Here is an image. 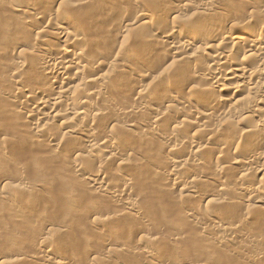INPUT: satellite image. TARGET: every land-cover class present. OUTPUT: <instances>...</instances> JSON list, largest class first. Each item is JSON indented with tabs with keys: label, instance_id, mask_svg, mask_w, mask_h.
<instances>
[{
	"label": "bare ground",
	"instance_id": "1",
	"mask_svg": "<svg viewBox=\"0 0 264 264\" xmlns=\"http://www.w3.org/2000/svg\"><path fill=\"white\" fill-rule=\"evenodd\" d=\"M0 6L7 13L3 15L26 16L11 25L0 15V45L8 46L10 36L26 34L35 41L21 57L5 61L7 76L0 73V123L8 118L11 127L4 123L7 140L1 138L0 147L14 136L52 155L71 156L69 180L82 188L84 202L98 196L100 203L102 197L112 206L108 204L109 212L115 210L113 216L102 214L96 211L101 207L96 200L87 201L96 203H87V208L75 191L63 193L65 206L78 205L79 200L85 205L78 218L76 213L68 219L72 224L77 220L79 226L84 217L97 232L113 220L137 219L141 212L132 197L135 181L146 190L156 185L144 182L140 173L152 167L160 148L167 155L186 149L183 159L159 168L169 187L182 194L173 203L183 211L186 224L199 230L210 246L227 249L235 260L261 262L263 254L255 246L263 239L244 232L243 226L264 215V0H0ZM190 11L194 13L187 16ZM101 67L102 74H92ZM144 81L148 84L142 85ZM20 119L24 124L18 125ZM54 123L70 126L60 134ZM229 171L235 172L231 180ZM257 171L262 176L253 182L251 175ZM23 179L0 177V195L11 198L14 192L32 194L42 187ZM232 186L234 195H228ZM186 197L199 200L207 211L221 208L217 211L222 213L233 207L229 213L238 204L247 211L252 204L257 211L242 215L238 207L239 219L236 210L229 214L236 215L234 223L229 215L224 217L227 211L218 216L228 222L209 221V211L204 216L197 202H181ZM30 201L21 209H15L17 202L7 214L15 219L28 216ZM106 204H101L104 211ZM145 216L131 221L150 229L153 225ZM49 226L45 224L39 240L27 241L35 253L15 248L12 255L0 254V264H166L153 261L151 247L156 242L146 235L138 248H130L131 238L120 241L100 232L95 243L89 233L81 232L80 242L70 240L73 254L67 256L53 244L59 232ZM60 234H70L69 227ZM236 240L244 242V248H229ZM104 245L112 247L101 252ZM124 256L133 261L126 262Z\"/></svg>",
	"mask_w": 264,
	"mask_h": 264
},
{
	"label": "rangeland",
	"instance_id": "2",
	"mask_svg": "<svg viewBox=\"0 0 264 264\" xmlns=\"http://www.w3.org/2000/svg\"><path fill=\"white\" fill-rule=\"evenodd\" d=\"M2 9L3 8H1V6H0V15H3L4 13H6V11L4 12V9L3 10ZM191 12L192 11L188 12L187 16H191L194 13V12L193 13H191ZM3 16H5L3 18L7 19V20L4 21L2 16H0V18L2 19V20L0 19L1 20L0 26L2 25L1 24L2 21H4L5 23L8 21L9 24L14 25L19 20H21V18L26 17L25 15H19L18 17H13L9 14L3 15ZM0 41H1V39H0ZM8 41H10L8 46L4 47L3 44L0 45V54L2 55L0 58V73L1 74L4 73V76H5V74L7 76L6 71L8 70L5 66V64H6L5 61L7 60L6 62H8L10 59H15V58L21 57L24 52H26L30 49V45H32L35 42L34 39L28 34L23 35L20 38H17L15 36H10L8 38ZM102 68H104V67H101L97 72L95 70V72L92 74H97V75L102 74L105 71V69H102ZM7 72H9V70ZM24 78H26V77H24ZM7 84H9V83H7ZM144 84H148V81H146V82L144 81V83H142V85H144ZM8 86H10V84ZM243 93L244 92L241 93L242 97L245 96L244 95L245 93L244 94ZM0 117H1V113H0ZM188 118L192 119L193 117L191 115H189ZM2 120H4V119L2 118ZM7 121L9 122L8 118H7L6 122L1 121V123H0V131H1L0 140H1V138L2 139L6 138V136H4L5 134H3L4 132L2 130L5 127V125L7 126V123H8ZM4 123H5V125H4ZM1 124H3L2 127H1ZM22 124H24L23 120L20 119V122L18 123V125H22ZM56 124L57 123H54L53 125H56ZM13 126H15V125H13ZM69 126H70V124L66 125V126L56 125V131L59 132L60 134L63 132L65 133V132H67V130H68L67 128ZM7 127H9V125ZM9 128H11V127H9ZM7 130H8V128H7ZM1 134H2V136H1ZM5 140H7V139H5ZM73 143L75 145H79L78 142H76V141H73ZM203 143H204L203 140H198L199 145H202ZM80 148H83V147H80ZM185 150L186 149H184V151L180 150L178 152L171 153V154L167 155V154H164L163 150L160 148L158 155L156 156L155 163L153 162L154 164H152V167H151V165H150V167H148L149 170L145 169V170H147V172L149 171V174L146 175L147 172L145 173L144 170H143L144 173H143V171H142V173H140V176L142 179H144L143 180L144 182L147 181L149 183H155L156 184L155 188L157 185L159 187L162 186V188H160V189L156 188V189H159V194L156 193L157 191H155L156 189L153 187L154 184L152 185V188H154L155 190L154 189L152 190L151 188H150V190L149 189L146 190V188L143 187L140 182L138 183L139 184V186H138L137 181H135L136 185L134 184L135 186H134L133 190L131 189L132 192L134 191L132 193L133 199L136 197V199L139 201L138 207H140L139 212H141L140 214L139 213L136 214V217H138L140 219L141 217H144L147 214L148 218H146L147 216H145V219L150 220L151 224L153 225L152 228L147 229V230L145 228L143 229L142 227H140L139 223H137L138 224L137 225L136 221H133V220L131 221V218L134 220H137V221L139 219L138 218L136 219L134 216H133L134 218L132 216H130L131 218L128 217V219L123 218V220H122V218H121L122 221L119 219L120 223H118V221H117L118 219H117V220H113L112 222L110 221V223L108 222V225L111 224L110 226L106 225L107 223L105 225L99 226L100 230L99 231L97 230V232L94 230L95 231V233H94V231L90 229L91 224H93V223L89 224V222L87 220H84V217H81L82 218L81 220L79 219L80 220V221H78V223L80 224L79 226H77L78 224H76L77 220H75L73 222L74 224H72V222H70L68 219L70 217L72 218V216L75 215L76 213L77 214L75 215V217L77 215L78 216L81 215V213L85 210L83 208L85 206L84 204H86V207L88 208L89 205H87V203H90L91 205H95L96 203H98L101 207H99L96 211H98L102 214L104 212V214L109 215L108 213H110L109 212V205L110 204L108 201L106 202V200L102 197H101L102 201L100 200V203H99L97 201L100 199V197L94 195V196H96V198H98V200H96V198L94 199V197L92 199L91 197H89L90 195L87 193L86 194L88 195L89 200H87L88 198L86 200L87 201H90V200L95 201L96 200L95 201L96 203L94 202L92 204V201L91 202L85 201L86 203L84 202V199L86 198V196L82 195V194H84V193H82V191L80 192V190L82 188L80 187V189H79L77 183L73 182V180H69L70 176H71L70 167H69V164H71V160L69 158H71V156L69 158H67L64 156H58L59 154L58 155H52L51 152L43 150L42 147H39L36 144H29V142L26 143V141L24 142V141H22V139H18L17 137L13 136L12 138L9 139V142L7 141V145L5 147L4 146L0 147V159L3 158L2 163H0V177L3 176V178H9V179H12L13 181H15V180H17V177L19 178L21 175V178L22 177L24 178L23 182H25L26 184H28V185H29V183L30 184H38L42 187L37 189L39 191H35L36 193L33 192L32 194L19 192L18 190H17L18 192H14L15 190L13 191V187H11L12 191L14 192V194H12L13 192L10 193V194H12V196L10 195L11 198H8V197L6 198L3 195H0V210L3 209L0 211V254L2 253V255L3 254H6V255L9 254L10 255V253H11V255H12V253H14V251L17 252V251H19V249L25 250L26 252L28 251L29 253H35L36 250H33L30 247L29 243H30V241H33V240L34 241L39 240L41 238V236L46 231V229L44 227L45 224L49 223L50 228L57 229V231L59 232L58 233L59 236H61V235L63 236V237L62 236L57 237L58 234L56 233V235H57V236H55L56 241L53 243L56 245V247L57 246L59 247L58 249L60 250V252L62 254H65V253L73 254L72 250L69 247H71L73 241L74 242L77 241L76 238L83 235L84 233H85L84 235H86V233H89L88 236L90 237V235H91V237H90L91 239L94 237L95 239H93V240L96 241L95 243H97L96 239L98 238V235H100L101 233L106 234V236L107 235H111L113 237L115 236L120 241L126 240L127 238H131L128 240V244H127L130 246V248H135V247L138 248L141 245L138 243H140L141 239H143L140 237H142V235H143V237L146 235L148 238H150V237H151V239L153 238L152 239L153 242H156L151 247L152 248V256L151 257H153L152 258L153 261H155V260L159 261L157 263H160V261H161V262H165L166 264H192V263H195V264H243V263H241V261H237V259L235 260L234 258H232V256L229 254L227 249H224L225 250L224 251L223 249H218L217 247L215 248L213 245L210 246L211 244H209V243L207 244L206 240H204V237L201 236L202 234L200 233L199 230H197V229L194 230V227H192V226H191L192 228H189V226L187 225L188 224L187 220L185 219V215L182 214L183 211L180 212L181 208L177 207L178 206L177 203H173L175 200H177L176 198L179 197L180 193L178 190H175L174 187H169L171 185L169 184V181L165 180V173L163 175V173H161V170L159 168H166L169 165L171 167L170 162H172L173 160L183 159L185 156ZM108 164L110 167L113 166L110 163H108ZM143 167H146V164L142 165V168ZM114 169H115V167H114ZM157 169H159V170H157ZM262 169H263V167L260 170H262ZM158 171H160V172H158ZM203 171L207 172L208 168H205ZM259 171H257L256 173L251 175V180H253V182H255L258 177L261 178L262 175L259 174ZM143 174H145L146 176L145 175L143 176ZM227 174H228L229 179L231 180L232 176L235 175V172L229 171ZM71 179H72V177H71ZM71 181L73 183H71ZM143 181H141V182H143ZM159 183L161 184V186ZM203 185L204 184H199V187H202ZM228 186H230V185H228ZM0 188H2V187L0 186ZM163 188H164L165 193H169L171 190V192H170L171 194L167 195V196H169V198L167 196L165 198L164 194H163L164 196H162V193L164 191L162 190L163 192L161 193V189H163ZM167 188H169V190ZM228 188L229 187H227V190H228ZM232 188H233V186L230 187V189H229L230 191L229 190L227 191L228 195H229V193H230V195L233 194ZM9 189L10 188H8L7 191ZM231 189H232V191H231ZM151 190H152V192H149ZM10 191L11 190H9V192ZM72 191L76 192L75 193L76 198H77V196L78 197L80 196V198H77V199L83 200L81 202L82 203L84 202V204H81L80 200L77 201V199H74V200H75V202L76 201L78 202V203L76 202L78 205L74 206L72 203L73 207L71 205L67 206V205H69L67 203H66V206L63 204L64 200L61 199V196L62 195L66 196V195H68L67 193H71ZM63 193L64 194L66 193V195H64ZM160 193H161V195H160ZM137 194H140L141 197ZM134 195H135V197H134ZM63 196H62V198L64 199ZM180 196H182V194ZM139 197L141 199H139ZM182 199H183V201H181V202H183V203L185 202L186 205H190V203H193L191 205H194L197 202L195 205H198V206L200 205V207L201 206L204 207V205H202L200 203V201L195 199V198L186 197V198H182ZM26 201H30V203L32 202L31 208L28 209V210H30L29 214L27 213L28 216L24 215L20 219H17V218L15 219V218H11L9 216V214H7L9 212H6V211L9 208L14 209L17 206V202H18V206L15 209H21V207L24 205V203ZM102 202H104V203H102ZM80 204L82 205V207ZM101 204H106L105 208L108 206V208H107L108 212H106L107 209L104 211V205L102 206ZM20 205H21V207L18 208ZM32 205H34V206H32ZM180 205H182V203H180L179 206ZM174 206H176L177 208H175ZM249 206L250 207L248 208V211H247L246 207L243 206V208H244V210H243L242 205L239 206V204H238V207H239L242 215L246 212L251 214V212L254 213L255 211H257V207L255 208L254 205L251 204ZM69 207H71V208H69ZM75 207H76V209H75ZM238 207L237 208L234 207V209L236 210V215L238 216L237 218L239 219V217L241 216L240 215L241 213L237 211ZM206 208L208 209V207H206ZM206 208L205 207L203 208V210L205 211V212L203 211L204 216L206 215L205 214L207 211ZM210 208H211V210H208L209 214L207 213V216H206V218L209 221H212L214 219L221 220L222 218H220V217L223 216L224 213L228 209L227 207H225L226 208L225 212L221 213V211H217V210H220L221 208L217 209V210L214 209L215 211L212 210L213 209L212 207H210ZM31 209H32V211H31ZM111 209H112V206H111ZM229 209H233V207H231ZM229 209H228V211H229ZM235 210L234 211L230 210L231 214L234 213ZM74 211H75V213H74ZM114 211L115 210L113 208L112 213H110V216L114 215ZM210 211L211 212L214 211L213 212L214 214H212ZM216 211L220 212V214H218ZM222 211H224V208H222ZM228 211L224 217H227L230 214V212L228 213ZM32 213H33V215H32ZM215 213H216V215H215ZM142 214H144V215L142 216ZM38 215L39 216L41 215L42 217L40 216L41 218H38ZM218 215H220V217ZM236 215L233 214V216H235V217H236ZM260 215L261 216H258L256 219L255 218H254V220L252 219V221L254 223L256 222L255 224H253V222L250 221L248 224L244 225L243 227L245 228V226H246V229L244 232H246V233L250 232L249 234L250 235L252 234V236L253 235H256V236L260 235L258 237L261 239V241L263 239L262 243L260 242L262 245H260V243L257 244L258 246L257 245H256L257 247L255 246V250L259 253H262L263 257H264V243H263L264 242V221H263L264 215L263 214H260ZM43 216L45 219L43 218ZM233 216L229 215V217H227L228 220H231L229 222H232L235 219V217L232 218ZM71 218H70V220H71ZM76 218H78V217H76ZM86 218L87 217H85V219ZM227 218H223L222 220L226 219L225 221H227ZM237 218L232 223L236 222V220H238ZM87 219L89 220V218H87ZM67 220L72 225H70L67 222ZM82 221H84V222L82 223ZM89 221H91V219ZM113 222H115V223H113ZM132 222L133 223L135 222L134 223L135 225ZM65 223H66V225H65ZM67 226L70 229V234H64V235L60 234L62 230H66L68 228ZM74 226L77 228H75ZM104 226H106V227H104ZM49 227L47 229H50ZM63 227H65V228H63ZM87 227L89 230H91L93 232H89ZM71 228H72V230H71ZM244 228H243V230H244ZM251 229H253V230H251ZM77 231H79V232H77ZM198 231L200 234L198 233ZM16 232H18V233H16ZM75 232H77V235ZM73 233H75L76 236H74ZM197 233L200 236H198ZM71 234L74 238H72ZM78 234H79V236H78ZM66 235H68L69 238L65 237L67 239H63L64 236H66ZM100 236H99V238H100ZM179 236H180V238H179ZM196 236H197V238H196ZM154 237L157 238V239H155V241H154ZM200 237H202V238H200ZM169 238L171 240H172V238L173 239L178 238L179 240H176L177 242H175V244H173L174 242L169 240ZM6 239L9 241H7ZM71 239H73L72 242L70 241ZM78 240H79V238H78ZM166 240H168V241H166ZM202 240H204L206 243L203 242ZM27 241L29 243H27ZM78 242H80V240ZM233 243L234 244H232V242H230V246H229V248H231V246H233V248H232L233 250L236 248L242 249V247L244 248V245H245L244 242H242L241 240H238V241L236 240ZM17 244L20 246H18ZM206 244H207V247H205ZM8 245H9L10 249L8 248ZM15 245H17V246H15ZM201 245H205V246H202L203 248H201ZM111 247H112V245H104V246L99 247V248L101 249V252H105V250L107 251V249L109 250V249H111ZM15 248L17 251L14 250ZM17 248H19V249H17ZM204 248H206L207 250H205ZM67 254H65V255H67ZM67 256H72V255H67ZM125 258H124L125 260L129 259V257L127 258V256ZM132 261L133 260L130 258V260L129 261L127 260L126 262L130 263ZM39 262L40 261H35V263H39ZM25 263L35 264L33 262H24V264ZM133 264H134V262H133ZM255 264H257V263H255ZM258 264H264V258L261 259V262H259Z\"/></svg>",
	"mask_w": 264,
	"mask_h": 264
}]
</instances>
